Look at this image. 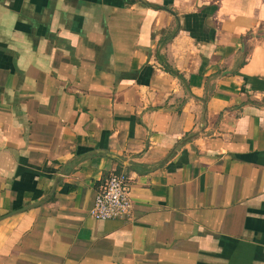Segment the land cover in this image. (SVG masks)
I'll return each mask as SVG.
<instances>
[{"label": "crops", "instance_id": "obj_1", "mask_svg": "<svg viewBox=\"0 0 264 264\" xmlns=\"http://www.w3.org/2000/svg\"><path fill=\"white\" fill-rule=\"evenodd\" d=\"M38 202L0 264H264V0H0V216Z\"/></svg>", "mask_w": 264, "mask_h": 264}, {"label": "built area", "instance_id": "obj_2", "mask_svg": "<svg viewBox=\"0 0 264 264\" xmlns=\"http://www.w3.org/2000/svg\"><path fill=\"white\" fill-rule=\"evenodd\" d=\"M131 176L125 170L114 169L99 186L90 214L97 220L122 218L131 212Z\"/></svg>", "mask_w": 264, "mask_h": 264}, {"label": "water", "instance_id": "obj_3", "mask_svg": "<svg viewBox=\"0 0 264 264\" xmlns=\"http://www.w3.org/2000/svg\"><path fill=\"white\" fill-rule=\"evenodd\" d=\"M38 204H39V202L38 203H32V204H28V205H26L24 207H21L20 209L10 211L7 214L1 215L0 216V220L4 219L6 217L12 216V215H14L16 213H19V212L25 211L27 209L33 208V207L37 206Z\"/></svg>", "mask_w": 264, "mask_h": 264}]
</instances>
